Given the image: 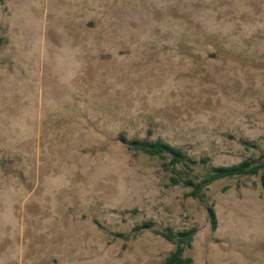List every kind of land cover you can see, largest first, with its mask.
<instances>
[{
  "label": "rangeland",
  "instance_id": "rangeland-1",
  "mask_svg": "<svg viewBox=\"0 0 264 264\" xmlns=\"http://www.w3.org/2000/svg\"><path fill=\"white\" fill-rule=\"evenodd\" d=\"M245 159L264 0H0V264H161L191 228L192 264H264V166L187 184Z\"/></svg>",
  "mask_w": 264,
  "mask_h": 264
},
{
  "label": "trees",
  "instance_id": "trees-1",
  "mask_svg": "<svg viewBox=\"0 0 264 264\" xmlns=\"http://www.w3.org/2000/svg\"><path fill=\"white\" fill-rule=\"evenodd\" d=\"M123 140L126 139L123 138ZM130 146L137 148L147 154L159 156L163 160H167L169 158L170 164H172V166L175 168L178 164H186V160L188 159V155L181 148L175 147L169 143H165L160 139L155 141L136 139L131 142ZM263 166L264 161L257 162L253 159H245L238 164L214 167L210 172L205 174V177L201 183L195 184L191 181L187 183L188 185L193 186V190L190 194L199 196L204 185L210 184L213 181L224 177L256 174ZM262 180L264 185V175L262 176ZM209 214L212 227L215 229L217 219L215 210L212 207H209ZM146 226H149V223H147ZM157 232L175 245L174 250L169 253V255L161 264L193 263V258L186 256L184 253L186 249L192 245L196 232L195 228L185 229L177 233H174L171 229Z\"/></svg>",
  "mask_w": 264,
  "mask_h": 264
},
{
  "label": "water",
  "instance_id": "water-1",
  "mask_svg": "<svg viewBox=\"0 0 264 264\" xmlns=\"http://www.w3.org/2000/svg\"><path fill=\"white\" fill-rule=\"evenodd\" d=\"M92 22L90 21L89 22V26H92ZM215 55L214 54H211V57H214ZM12 168H11V165L9 164V163H7V165H6V167H5V170H7V171H9V170H11Z\"/></svg>",
  "mask_w": 264,
  "mask_h": 264
}]
</instances>
